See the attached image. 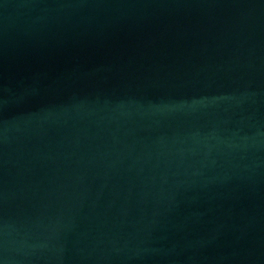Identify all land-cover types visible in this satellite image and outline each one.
<instances>
[{
    "label": "water",
    "instance_id": "obj_1",
    "mask_svg": "<svg viewBox=\"0 0 264 264\" xmlns=\"http://www.w3.org/2000/svg\"><path fill=\"white\" fill-rule=\"evenodd\" d=\"M0 264H264V0H0Z\"/></svg>",
    "mask_w": 264,
    "mask_h": 264
}]
</instances>
